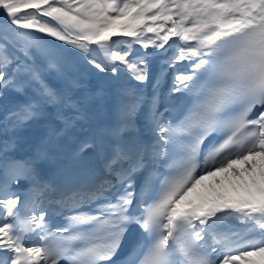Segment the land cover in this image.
Here are the masks:
<instances>
[{"label": "snow or ice", "instance_id": "obj_1", "mask_svg": "<svg viewBox=\"0 0 264 264\" xmlns=\"http://www.w3.org/2000/svg\"><path fill=\"white\" fill-rule=\"evenodd\" d=\"M0 264H264V0H0Z\"/></svg>", "mask_w": 264, "mask_h": 264}, {"label": "bare ground", "instance_id": "obj_2", "mask_svg": "<svg viewBox=\"0 0 264 264\" xmlns=\"http://www.w3.org/2000/svg\"><path fill=\"white\" fill-rule=\"evenodd\" d=\"M49 39H51V38H49ZM27 131H28V133H31V132L34 131V129H33V128H30V129H28Z\"/></svg>", "mask_w": 264, "mask_h": 264}, {"label": "rangeland", "instance_id": "obj_3", "mask_svg": "<svg viewBox=\"0 0 264 264\" xmlns=\"http://www.w3.org/2000/svg\"><path fill=\"white\" fill-rule=\"evenodd\" d=\"M24 11H32V9H27V10H24ZM45 19H47V18H45ZM57 43H59V42H57Z\"/></svg>", "mask_w": 264, "mask_h": 264}]
</instances>
